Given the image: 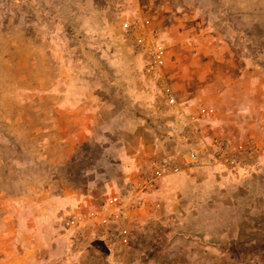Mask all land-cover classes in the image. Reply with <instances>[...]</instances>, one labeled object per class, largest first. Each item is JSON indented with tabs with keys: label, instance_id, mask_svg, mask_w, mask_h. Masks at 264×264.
<instances>
[{
	"label": "rangeland",
	"instance_id": "obj_1",
	"mask_svg": "<svg viewBox=\"0 0 264 264\" xmlns=\"http://www.w3.org/2000/svg\"><path fill=\"white\" fill-rule=\"evenodd\" d=\"M139 31L165 45L160 69ZM198 105L214 112L175 135ZM213 137L254 153L227 164ZM191 146L199 164L182 160ZM163 158L180 168L127 243L114 224L64 225L134 198ZM0 264H264V0H0Z\"/></svg>",
	"mask_w": 264,
	"mask_h": 264
},
{
	"label": "built area",
	"instance_id": "obj_2",
	"mask_svg": "<svg viewBox=\"0 0 264 264\" xmlns=\"http://www.w3.org/2000/svg\"><path fill=\"white\" fill-rule=\"evenodd\" d=\"M149 20L145 19L143 23H148ZM126 28H131V25L127 22L124 23ZM137 45L144 47L148 58L149 69L158 70L166 63L167 50L163 42L157 38L147 39L144 31H139L134 38ZM162 99L167 105H174L176 103V97L172 87L168 83H163L161 87ZM214 112V108L209 105H198L194 111L189 115L187 119V126L183 127L179 120L175 119L171 121V131L177 135L180 132L189 135L190 132L195 129L194 120L197 117H207ZM168 121V120H167ZM167 121L162 124L166 125ZM176 122V125H175ZM185 124V123H183ZM212 144L218 145L217 150L219 157L227 164H241L254 153L255 144L252 139H248L245 143L238 145H229L228 143H222L217 137L212 138ZM241 151L244 153L240 156ZM182 160L192 164H199L201 161L200 153L197 148L191 146L185 150L182 155ZM180 168V165L168 158L161 159L156 163L150 171L144 176L141 186H134L136 189L134 198L126 200L119 193H113L107 196L104 201L94 207L88 209H76L69 210L64 219V225L67 228L74 229V231H81L87 228H96L102 232H107V228H112L114 224V233L116 239L120 243H127L130 238L129 221L132 216V212L145 203H148V193L156 190L159 186L160 179L171 173L176 172ZM131 190L134 191V188ZM138 195V201H135V197ZM158 204V203H155Z\"/></svg>",
	"mask_w": 264,
	"mask_h": 264
},
{
	"label": "crops",
	"instance_id": "obj_3",
	"mask_svg": "<svg viewBox=\"0 0 264 264\" xmlns=\"http://www.w3.org/2000/svg\"><path fill=\"white\" fill-rule=\"evenodd\" d=\"M164 177H165V176H163V177L160 179V182H159L160 185H161V181H162V179H163ZM221 231H223L222 227H221Z\"/></svg>",
	"mask_w": 264,
	"mask_h": 264
}]
</instances>
